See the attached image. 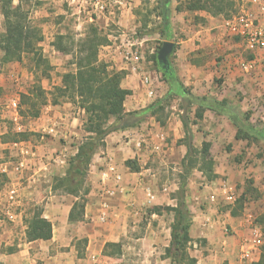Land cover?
Wrapping results in <instances>:
<instances>
[{"label":"crops","instance_id":"obj_1","mask_svg":"<svg viewBox=\"0 0 264 264\" xmlns=\"http://www.w3.org/2000/svg\"><path fill=\"white\" fill-rule=\"evenodd\" d=\"M141 2L142 0H133L129 11L136 10ZM215 25L218 31L213 38L210 37L212 41L209 44L215 56L223 57L216 62L214 59L206 62L205 54L201 50L204 44L197 43L203 38L202 30L194 31L191 35L189 33L187 38L179 39L175 43L173 52L174 69L179 79L194 95L207 96L218 101L227 99L229 105L234 107L235 104H239L235 98L237 90H241L244 95L251 92V96L264 98V51L259 53L263 60L262 68L259 67L251 75L242 72L240 67L234 65L242 60V57L237 56V45L225 43L223 36L227 31L224 25L219 22ZM43 41L38 45H43L45 43ZM17 64L21 62H11L7 67L13 70ZM22 72L25 74L24 69ZM5 75L10 81L16 76L14 71H9ZM1 80H4L2 74L0 82ZM4 85L0 83V88ZM163 85L160 87L163 90L157 91L159 98L169 90L168 84L163 82ZM122 87L133 92L125 103V106H131L133 111L153 104V99L146 97L138 77L127 75L122 80ZM10 102L11 100H5L0 96V176L7 179L0 186V203L5 201L7 190L12 187L18 190L21 204L43 198V216L53 224V237L47 241L29 242L26 239V226L22 221L19 229L18 225L8 226L0 220V262L170 264L169 259L163 258L171 241L170 230L165 226L166 213L163 209H160V213L154 209L176 206V201L167 193L166 188L163 192L156 186L160 179L155 168L158 165L169 167L182 159L187 152L184 144H178L185 135L181 121L183 111H178L176 117L170 118L164 124L152 117L136 128L108 135L105 148L94 155L90 164L87 176L90 191L84 196L86 204L84 217L82 220L70 221V212L77 198L69 194L56 197L52 186L47 182L53 176H65L68 168L69 143L75 138L73 134L79 135L75 131H79L76 118L68 112L71 106L50 104L39 118L30 121L26 126H21L22 132L30 134L27 146L35 149L28 148L34 151V154L30 152L33 156L26 158L27 169L16 173L6 155V150L12 148L6 140L11 125H15L12 124L13 120L18 116H11L13 112L7 111L10 109L7 105ZM243 102L242 100L240 103ZM208 116H223L230 120L227 116L211 110L205 111L204 117ZM71 148L70 152L74 156L77 147ZM109 161L116 163L122 173L123 192L117 190L113 195H107L100 190L101 172ZM128 161H132V167L127 165ZM108 184L111 189L115 187L113 182ZM212 207L213 205L209 203L207 210ZM207 210L201 213L199 219L194 218L196 223L190 231L191 237L194 232L196 236L208 242L209 254L201 257L195 255L198 264H243L239 254L243 249L250 248L248 242L239 249L236 247L235 235L224 236L223 239L220 234L221 222L213 219ZM102 212L107 214L104 222L100 221ZM79 241L81 245L78 244ZM108 243L119 245L118 250L116 247H106ZM251 253L253 255L251 261L264 264V251L256 249Z\"/></svg>","mask_w":264,"mask_h":264},{"label":"rangeland","instance_id":"obj_2","mask_svg":"<svg viewBox=\"0 0 264 264\" xmlns=\"http://www.w3.org/2000/svg\"><path fill=\"white\" fill-rule=\"evenodd\" d=\"M13 1L14 6L21 5L23 11L26 13L28 26L34 31H39V35L45 41L43 45H38L37 47L44 59L49 61L50 66L49 68L42 66V68L36 70L34 61L32 60L33 56L31 54H26L21 64H17V67L13 70H10L11 68L7 67V64L1 67L0 74H2V79L4 78V80H1L0 83L5 85L0 88V96H3L5 100H18V108L17 111L15 110L17 114L14 112V108H12V106L10 107L11 104H7L10 109H6L7 111L10 110L13 112L11 116L18 115L19 118L17 122L13 120L12 124L15 123V125H11L8 139L6 140V142H9L8 145L10 147H12L11 144L14 142H22L27 146V140L30 134L28 132H19L17 126L18 124L22 127L23 125L26 126L30 124V121L37 119L31 118L28 114L22 115L20 113L21 109L27 111L29 109L27 105L21 106V95L29 93L34 83L39 80L40 84L48 93L47 99L49 100V104L46 106L52 104L51 101L56 97V94L54 95L55 88L61 85L63 74L74 72L76 69L73 62L78 43L89 35L93 27L98 29L101 37H106L108 40L106 44L99 47V60L108 64V69L111 72L123 73V79H125L127 75L138 77L144 88L146 97V89L141 81L140 74H135L131 71L132 63L126 58L128 54L130 55L131 53L134 55L137 53L142 57L139 65L141 69L150 73L155 79L157 91L163 90H161L160 87H162L163 82H165L155 58L156 52H159L163 42L172 41L176 43L179 39L187 38L189 33V35H191L194 31L202 30L203 38L198 40L197 43L204 44L201 50L205 54V61L207 62L214 59L216 62L223 57V55L215 56L209 43L212 41L210 37L213 38L218 31L215 24L219 22L224 25V20L228 17L213 16L210 12L205 10H190L189 5L195 3L196 0L171 1L170 22H173V32L171 33L172 37L170 40H166L167 37L162 29L163 19L159 16L160 8L158 0H142L140 6L133 12H116V16H113L109 24H106L104 20L99 23H91L84 16L80 17L74 15L67 5L64 4V0ZM233 1L235 2V6L230 12L231 16L237 12L239 4L242 3L241 0ZM3 21L4 17L0 14V32L3 31ZM223 40L225 43L237 45L238 52H235L238 57H242V60L250 58V54L246 51L243 42L238 38L227 32L223 36ZM61 43L70 49V54H63L58 50L57 46ZM111 46H113V50L108 49V47ZM54 50L59 53H55ZM170 63L174 68L173 53L170 56ZM234 65L239 67V62ZM22 69L25 70V74H23ZM44 69H46V76H42ZM9 71L15 72L16 76L13 78V81H10L7 75H5ZM251 73H249V75H251ZM164 86L165 85H163V87ZM6 87L8 88L7 91ZM251 95V92L248 95H244L241 90H237L235 98L238 99L240 105L235 104V106L239 110V118L242 120L238 121L239 123L237 126L233 121H228L223 116H208L201 120L197 119L195 117L194 108H190L188 114L193 121L196 120V123L191 125L194 145L201 149L203 142L209 141L212 143L211 154L214 159V172L216 174L215 178H210L208 175H205L200 170L203 166V162L200 160L186 181V200L192 212V226L196 223L194 218L199 219L201 213L204 211L206 212L208 204L211 203L213 207L207 211L212 214L213 219L221 222V237L224 239V236L231 237L235 235L237 240L236 247L239 249L247 242L250 243L253 231L256 228L259 229L264 236V137L257 138L254 131H250V133L245 131L250 125H254L257 129L264 132V98L263 96L257 98ZM163 97L159 98V96H156L153 101L156 102L163 99ZM242 100L244 102L240 103ZM60 104H69L71 106L68 112L71 113L72 117L76 118L79 129V131L75 130L79 135L73 134L75 138L69 143L70 149L69 155L67 156V161L69 162L73 157V154L70 152L72 151L71 147H78L86 137L84 131V122L86 118L84 111L79 105L63 99H61ZM183 104V100L179 97H169L162 102L161 108L157 114L150 118L153 117L164 124L170 118L176 117L178 111H182ZM46 106L41 107L42 111L40 116ZM125 108L127 111H133L131 106H125ZM238 128L239 130L241 129L240 135L245 138L236 139ZM19 133H25L26 136H20ZM24 137H27V139H24ZM184 138L178 141L179 145L184 144ZM28 148L35 149L30 145ZM6 155L13 165L22 158L19 151L13 147L11 150H6ZM184 157L179 159L178 162L172 163L169 167L158 165L155 168V172L160 179V182H158L156 186L163 192L166 188L167 193L176 201L175 204H177V193L180 184L183 182V175L185 173L183 167ZM13 165L14 171L16 173H21L17 172ZM26 169L25 167L24 170ZM57 178H59V176H53L47 184L52 186L56 197L67 196L69 193L65 192L63 187L56 190L53 188L58 183ZM6 181L7 179L5 177L0 176V186ZM88 187L89 185L86 178L84 187L79 194L81 197L85 192V188ZM224 188L234 197L231 203L224 199ZM212 193L217 195L216 203L210 201V195ZM69 195L77 198V200L79 199L72 194ZM3 197L5 196L3 195ZM83 199L85 200V197H83ZM42 201L43 198L35 201L30 200V202L25 204L20 203L19 207H17L18 219L16 222H11L5 215V201H3L0 203V220L4 221L5 225L8 226L13 227L18 225L19 229L21 228L22 224L20 222L22 221L27 229L26 220L30 219L39 209L43 210L44 201ZM163 212L166 213L164 217L165 226L169 228L171 233L174 215L164 209ZM196 235L197 234L193 232V241L190 244L191 254L200 257L207 256V254H209L207 251V240ZM78 244L81 245V241H79ZM258 250L264 251V245L259 247ZM0 264L2 263L0 262ZM243 264H259V262L244 260Z\"/></svg>","mask_w":264,"mask_h":264},{"label":"trees","instance_id":"obj_3","mask_svg":"<svg viewBox=\"0 0 264 264\" xmlns=\"http://www.w3.org/2000/svg\"><path fill=\"white\" fill-rule=\"evenodd\" d=\"M171 1L158 0L159 16L163 19L162 29L167 37L166 40H170L172 37ZM234 6L235 2L233 0H196L195 3L189 5V9L193 11L205 10L213 16H227L229 18ZM0 14L4 17L3 31L0 32V70L1 67L11 62H22L26 54L33 56L32 60L36 70L42 68V66L49 68V61L44 59L37 47L43 38L39 35V31H34L28 26L27 15L21 5L14 6L13 0H0ZM107 41V38L101 37L98 29L93 27L89 35L78 43L73 62L76 66L75 71L63 74L61 85L55 88L54 95L56 94V97L54 96L55 98L51 101L52 105H59L61 99H63L79 105L84 111L86 137L78 145L77 153L68 162L69 167L65 176L57 178L58 183L53 188L56 190L63 187L65 192L79 198L74 202L70 212V221L82 220L86 206L83 197L88 194L90 188H85L82 197L79 194L86 182L94 155L106 146V137L113 132L125 131L140 126L151 116L157 114L162 102L167 98L179 97L184 103L182 105L181 121L185 131L184 144L187 148V154L183 160L185 173L177 193L176 206L156 207L154 211L160 213V209H164L174 215L171 225L170 245L166 249L163 258L169 259L170 264H198V259L190 252V244L193 241L190 236L192 212L186 200V181L200 160L203 162L200 170L205 175L215 178L216 174L214 172L215 163L211 154L212 143L209 141L203 142L201 149L194 145L191 125L196 123V120L193 121L188 114L190 108H194L195 117L201 120L204 118L205 111L211 110L219 115L227 116L237 126L238 121H242L239 118L240 112L238 113L239 110L233 105H229L227 99L218 101L207 96L194 95L191 89L186 87L179 79L171 63L170 67L165 69L159 65L158 51L155 55L156 63L159 65L163 78L169 86L168 92L163 99L146 108L127 111L125 102L132 94V90L122 87L123 73L111 72L108 69L109 65L98 58L99 47L106 44ZM57 47L63 54H70V49L62 43ZM45 70L42 76H46ZM47 95L48 93L40 84V81H36L29 93L21 95V106L27 105L29 109L28 111L21 109L20 113L22 115L28 114L31 118H39L42 111L41 107L49 104ZM240 131L241 129L238 128L236 139L245 138L240 135ZM245 131L249 133L254 131L257 138L264 137V132L254 125H250ZM19 134L20 136H26L25 133ZM24 139H27V137H24ZM127 165L132 167V161H128ZM26 224V238L29 242L52 239L53 224L43 216L42 209L36 211L30 219H27ZM106 247H116L118 250L119 245L108 243Z\"/></svg>","mask_w":264,"mask_h":264},{"label":"built area","instance_id":"obj_4","mask_svg":"<svg viewBox=\"0 0 264 264\" xmlns=\"http://www.w3.org/2000/svg\"><path fill=\"white\" fill-rule=\"evenodd\" d=\"M132 2L133 0H64V4L67 5L74 15L84 16L91 23H99L104 20L106 24H109L113 16H116V12L122 13L131 10ZM241 2L237 12L224 20V27L230 35L243 42L246 51L250 54V58L240 60L239 67L245 73H251L263 66V60L259 53L264 51V0H241ZM108 49L113 50V46L108 47ZM126 58L132 63L131 71L135 74H140L147 97L154 99L158 96L155 79L150 73L141 69L139 65L142 57L137 53L134 55L130 53ZM10 104L17 111L18 100L14 99ZM16 117L15 121L17 122L19 118L18 116ZM17 130L19 132L22 131V127L19 124ZM11 145L22 156L20 161L14 165L15 170L21 172L27 166L26 158L33 156L30 152L34 154V151L29 150L28 146L22 142H14ZM110 182L115 185L113 189L108 184ZM122 188V173L116 163L109 161L101 172L100 190L107 195H113L117 190L123 192ZM223 194L225 200L230 203L233 201V195L225 188ZM216 200L217 195L212 193L210 201L216 203ZM20 203L21 199L18 190L14 187L8 188L4 203V213L11 222H16L18 219L17 207H19ZM106 219V212H102L100 221L104 222ZM248 244L250 248L248 250L243 249L240 254L243 261L251 260L253 256L251 251L253 252L264 245V236L259 229L256 228L253 231L252 238Z\"/></svg>","mask_w":264,"mask_h":264},{"label":"water","instance_id":"obj_5","mask_svg":"<svg viewBox=\"0 0 264 264\" xmlns=\"http://www.w3.org/2000/svg\"><path fill=\"white\" fill-rule=\"evenodd\" d=\"M176 44L172 41H165L160 48L157 59L159 65L165 69L170 66V56L174 52Z\"/></svg>","mask_w":264,"mask_h":264}]
</instances>
